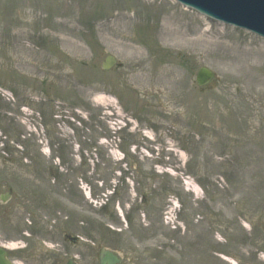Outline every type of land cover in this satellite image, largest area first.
<instances>
[{
	"label": "rangeland",
	"instance_id": "obj_1",
	"mask_svg": "<svg viewBox=\"0 0 264 264\" xmlns=\"http://www.w3.org/2000/svg\"><path fill=\"white\" fill-rule=\"evenodd\" d=\"M125 15L124 42L157 72L172 71L175 98L133 82L144 63L126 65L110 46ZM171 18L187 26L190 43L178 49L160 34ZM62 38L82 41L83 55L72 58ZM20 44L62 67L21 66L33 56ZM109 54L118 66L103 71ZM201 67L216 74L205 88ZM6 193L0 243L18 245L10 257L29 264L78 254L89 264L104 247L124 264H264V38L175 0H0Z\"/></svg>",
	"mask_w": 264,
	"mask_h": 264
},
{
	"label": "bare ground",
	"instance_id": "obj_2",
	"mask_svg": "<svg viewBox=\"0 0 264 264\" xmlns=\"http://www.w3.org/2000/svg\"><path fill=\"white\" fill-rule=\"evenodd\" d=\"M34 11H32L33 14ZM128 16L125 15L124 20L122 23H119V28L120 31H114L113 34H115V38L119 40L118 42L111 41L113 42L110 46L114 49L116 45H119V48L121 49V55L124 57V62L126 65L129 66H135L138 67L141 64H143L141 71L139 74L134 75L131 80L135 82L136 84L140 85H145L147 87L146 92H154L152 90V87L158 84H162L161 87L163 88L161 91H158L156 93L162 94V98L164 100H171L175 98L173 88L171 84L174 82L173 78L174 75L171 70L168 69H163L160 72H157L156 69H153L151 66L147 65V61L149 56H145V52L140 46H134V44H126L124 40H129L130 36L128 35V32L130 28L132 27L133 22L127 18ZM172 20H167L165 19L166 23L160 28V34L166 38V43L167 45L171 46L172 49H178L180 45L184 46L187 43H190L187 41V26L177 19ZM36 22L34 23V26L37 24L39 19L35 20ZM70 21V18H68L66 21H63V24L67 23ZM17 26H26L28 28L29 22H23V21H18ZM26 28L24 30H19L17 33V37L19 39H23L28 37L27 30ZM114 29V28H113ZM125 32V33H123ZM123 33V34H122ZM125 34V35H124ZM121 40H120V39ZM123 40V41H122ZM61 42L64 45V48H68L67 51L69 52V55L77 59L78 56H82L84 51L86 50L84 47V43L78 39L70 40L69 38H62ZM21 51L26 53V54H32L33 57H28V58H21L18 60L19 64L21 66H30V67H37L39 64L40 65H48L53 68H61L62 63L58 62H51L50 60L39 58L41 57V54L39 52H36L32 47L25 46L23 44H20ZM244 53H241L243 56L242 58H238L240 61H244L246 64H250V51H242ZM255 69V68H252ZM257 69V67H256ZM176 80V79H175ZM5 244V243H3ZM6 248H9L10 250H15L18 248V245L16 244H5ZM227 259V258H226ZM231 263L233 261L229 260Z\"/></svg>",
	"mask_w": 264,
	"mask_h": 264
},
{
	"label": "water",
	"instance_id": "obj_3",
	"mask_svg": "<svg viewBox=\"0 0 264 264\" xmlns=\"http://www.w3.org/2000/svg\"><path fill=\"white\" fill-rule=\"evenodd\" d=\"M201 14L226 24L246 29L264 38V0H177ZM197 12V13H199ZM117 63L113 56H108L102 63L104 70H111ZM215 77V73L202 67L197 74L199 86H207ZM6 202V199H3ZM120 253L102 249L101 264H120ZM0 264H14L8 259L6 250L0 247ZM72 264V263H71Z\"/></svg>",
	"mask_w": 264,
	"mask_h": 264
},
{
	"label": "flooded vegetation",
	"instance_id": "obj_4",
	"mask_svg": "<svg viewBox=\"0 0 264 264\" xmlns=\"http://www.w3.org/2000/svg\"><path fill=\"white\" fill-rule=\"evenodd\" d=\"M74 242H77V240L74 239ZM79 256H77V261L75 260V262L77 264H86V258H82L81 254H78ZM67 257L69 256L68 254L66 255ZM89 264H91V262L93 261V264H101V258H89ZM19 260H21V264H29L30 261L26 258H19ZM73 260V258H43L42 261L45 262V264H69L71 261Z\"/></svg>",
	"mask_w": 264,
	"mask_h": 264
},
{
	"label": "trees",
	"instance_id": "obj_5",
	"mask_svg": "<svg viewBox=\"0 0 264 264\" xmlns=\"http://www.w3.org/2000/svg\"><path fill=\"white\" fill-rule=\"evenodd\" d=\"M49 147H50V150H51V153H52V159L55 160V159H59L61 162L65 161V157L64 155L62 154V152H60V150L58 148H55V146L53 144H49ZM149 189H152V188H149ZM146 190L144 191V195H146V200L148 201V195L145 194V193H148L150 190ZM95 191H97V189H95ZM108 191V189L106 190ZM106 191H104L103 193H105ZM110 191H113L112 194H115L116 193V190H110ZM145 200V201H146ZM128 220H131L130 217L128 216Z\"/></svg>",
	"mask_w": 264,
	"mask_h": 264
}]
</instances>
